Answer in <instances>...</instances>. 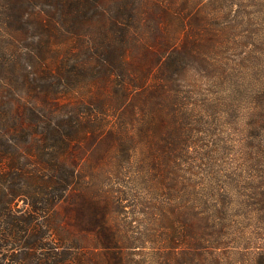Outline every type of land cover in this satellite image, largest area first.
Instances as JSON below:
<instances>
[{"label":"trees","instance_id":"16d2710c","mask_svg":"<svg viewBox=\"0 0 264 264\" xmlns=\"http://www.w3.org/2000/svg\"><path fill=\"white\" fill-rule=\"evenodd\" d=\"M108 2L112 8L103 0H0V264H144L130 253L140 241L162 245L152 264H264V149L254 156L256 174L251 166L240 189L206 176L197 187L170 177L178 158L168 145L188 147L187 139L178 140L181 81L198 63L205 66L217 34L206 30L202 42L187 19L207 21L210 1ZM134 127L152 144L159 137L164 154L151 150L133 162ZM104 136L119 148V169L135 171L130 184L171 178L164 200L136 211L143 227L165 232L149 228L145 239L131 240L124 225L113 223L112 232L100 219L97 208L106 200L93 188L85 192L81 154L85 143ZM69 195L72 221L56 211ZM85 202L91 231L106 233L91 246L96 242L104 253L83 250ZM188 203L190 212L183 210ZM245 225L263 241L252 258L227 251Z\"/></svg>","mask_w":264,"mask_h":264},{"label":"rangeland","instance_id":"374dc122","mask_svg":"<svg viewBox=\"0 0 264 264\" xmlns=\"http://www.w3.org/2000/svg\"><path fill=\"white\" fill-rule=\"evenodd\" d=\"M209 1L211 5L206 11L207 21L200 22L192 15L187 19L196 31L195 37L201 39L203 36L202 42H205L208 35L206 30L217 34L210 44L213 47L204 53L208 59L201 62L205 66H199L198 63L194 66L195 70L190 71L189 76L181 81L178 99V140L187 139L188 147L177 148L168 145L173 149V156L178 158L176 174L170 177L177 175V181H181L184 176V180H190L189 187H197L202 183L201 177L206 176V180L209 177L214 181H225L231 187L240 189L250 180V167L256 165L254 159L259 158L254 156L264 149V0H204V3ZM103 3L112 8L108 0H103ZM197 29L203 30V33L201 30L198 33ZM183 36L181 32L182 44L188 46V40L184 41ZM197 46L196 44L194 49ZM200 67L204 69L200 70ZM133 136L135 142L132 145L136 158L133 162L144 161L146 154L151 150L152 155L156 157H159V153L164 154L159 137L153 144L145 141L141 138L138 127L133 128ZM81 156L85 192L93 188L106 200L97 211H100V219L103 216L108 224V229L113 232V223L118 222L121 226L124 225L121 229L123 235L126 234L131 240L133 237L145 239L144 233L147 234L149 228L155 233L158 231V235L165 232L163 226L158 228L146 223L143 227L145 221L136 211L147 209L152 206L149 203H157L159 198L164 200L168 191H163V186L170 185L171 178L167 177L166 181L160 184L155 183L151 177V181L147 182L149 187L146 184L138 187L130 184L129 177H135V171L119 169L116 162L120 151L108 136H104L100 142L85 143ZM175 163L177 164V161ZM256 169V166H253V173L250 175H255ZM176 186L180 187L178 183ZM155 190L156 193L151 195ZM117 193L121 199L120 207L113 204V196H117ZM133 201H140L143 205L139 203L137 208L132 209ZM189 204L192 205L188 203L184 211L190 212ZM73 209V196L69 195L67 201L61 203L56 211L60 214L68 213L72 221ZM81 212L83 229L79 233L86 241L83 250L104 253L102 246L96 245V242H93L95 246H91L90 241L94 238L103 241L106 233L102 231L98 235L91 231L88 203H84ZM130 220L136 221L132 222V228L128 225ZM242 228L240 236L236 237V241L230 242L227 251L252 258L254 247L263 241L255 237L250 229L252 227L245 225ZM70 230L73 234H79L74 228ZM136 245L139 248L130 250V253L139 254L133 258H139L144 264L151 263V254L162 246L158 243L150 245L144 241L137 242ZM102 264H105L104 261Z\"/></svg>","mask_w":264,"mask_h":264}]
</instances>
